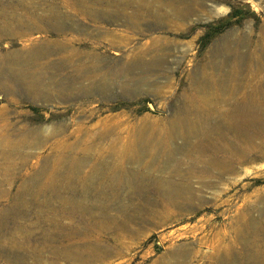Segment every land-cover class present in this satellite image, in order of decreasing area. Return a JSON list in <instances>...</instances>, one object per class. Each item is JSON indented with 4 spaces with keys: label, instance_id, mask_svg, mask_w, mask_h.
<instances>
[{
    "label": "rangeland",
    "instance_id": "1",
    "mask_svg": "<svg viewBox=\"0 0 264 264\" xmlns=\"http://www.w3.org/2000/svg\"><path fill=\"white\" fill-rule=\"evenodd\" d=\"M164 1L0 0V76L7 75L8 53L26 52L34 45L50 47L33 63L25 59L18 68L36 73L52 94L47 99L18 82L11 84L9 92L0 89L1 146L6 147L7 140L16 142L27 135L28 140L40 137L37 143L16 148L9 156L0 153V223L2 218L6 221L0 225V264L11 263L12 240L22 241L31 226L37 224L42 231L30 242L42 249L40 258L54 257L52 250L45 248L48 242L43 230L51 219L62 225L71 218L82 219L77 224L79 234L71 238L76 247H67L75 248L79 256L72 260L60 256L57 264H176L181 259L167 255L172 254L173 248L191 246L207 254L217 240L216 232L230 236V223L242 203H252L256 209L251 217L260 222L263 219L264 198L252 201L256 190L264 195V157L244 163L218 179L219 175L203 170L187 180L184 175L194 195L187 202L180 198L179 205L171 206L173 213L169 218L157 213L158 198L152 190L118 183L108 189L104 179L92 172L96 169L92 162H86L77 173L88 186L82 195L74 193L76 183L69 186L58 181L55 188L47 184L52 183L57 171L52 163H44V157L61 151L62 146L74 143V150L78 151L91 141L99 145L95 135L100 131L106 135L104 142L117 133L123 135L122 139H126L124 135L129 138L142 119L161 125L174 114L178 94L187 87L188 73L196 79V65L210 60L224 40L240 39L242 52L258 53L248 43L262 35L264 0H186L192 7L186 19L170 16ZM147 11L163 13L168 19L159 21ZM102 12L110 18L101 16ZM126 14H135L138 20L124 23ZM134 54L145 62L151 60V64L145 69L127 67ZM259 70L263 74L264 66ZM129 78L124 90L123 82ZM77 85L91 87L77 92ZM31 127L40 130L31 133ZM180 141L176 139L177 144ZM171 146L170 143L165 149ZM185 153L183 150L174 157L185 160ZM91 157L105 161L112 171L122 164L126 176L137 165L115 154L101 153L100 149L91 151ZM107 165L98 164L104 169ZM63 170L68 171L65 167ZM144 171L166 178L170 168L157 162ZM206 175L210 183L200 186L201 177ZM178 179L172 176L171 180ZM76 180L79 182L80 178ZM53 190L65 194L70 204L83 202L85 210L65 214ZM15 204L18 210L11 211L9 208ZM11 215H15L17 224L10 223ZM56 237L53 236L55 240ZM235 243L236 264H241L240 238ZM183 260V264H188V258ZM201 261L203 258H197L191 264Z\"/></svg>",
    "mask_w": 264,
    "mask_h": 264
},
{
    "label": "bare ground",
    "instance_id": "2",
    "mask_svg": "<svg viewBox=\"0 0 264 264\" xmlns=\"http://www.w3.org/2000/svg\"><path fill=\"white\" fill-rule=\"evenodd\" d=\"M98 1L107 2L109 0ZM163 5L169 7L168 14L175 19H186L192 12V7L186 0H165ZM147 12L148 15L159 21L168 19H164L163 13ZM105 15L110 18L106 12L101 13V16ZM134 20H138L137 15L126 14L124 23L129 21L135 23ZM261 33L259 38L248 43L249 48H255L258 53L255 51L252 54L242 52L239 48L240 39L224 40L221 46L215 48L210 60L198 63L195 67L198 77L192 79L188 73L187 87L178 94L177 102L179 104L174 114L164 119L161 125L159 123L155 126L146 119H142L129 138L124 135L126 139H122L123 135L117 133L109 142H104L106 135L100 131L95 135V138L99 139V145L98 142L95 144L91 141L75 151L74 143H68L61 147V151H56L51 156H45L44 163H52L57 171L56 177L51 180L52 183L47 184H52L50 187L55 188L59 184L58 181L69 186L71 183H76L73 186V191L82 195L87 191L88 186L87 182L83 180L84 177H79L77 173L86 165V162H92V168H96L92 172L104 179L108 189L118 183L119 185L135 184L136 188L146 187L152 190L158 198L156 201L157 213L164 214L169 218L173 213L171 206L179 205L180 198L187 202L194 195V190L188 184L189 182L185 181L184 175L187 180L195 177L197 171L203 170L219 175L216 176L218 179L225 173L235 172L244 163L264 157V73L261 74L259 70L264 66V28ZM231 43L233 44L231 45ZM52 48L54 49V46ZM48 49L51 48L34 45L26 52L8 53L5 58L7 77L0 76V89L9 92L11 84L15 85L18 82L30 91L41 92L47 99L52 98L50 87L44 85L40 77L36 78V73L18 68L23 66L22 63L25 59L31 60L33 63ZM257 58L259 62H255ZM150 64L151 60L145 62L134 54L127 67L140 66L145 69ZM130 80L131 78L124 80V90L127 89ZM90 87V85L83 87L77 85L75 89L77 92L86 91ZM60 93L62 94V92ZM37 129L40 130L39 127H31L29 132L32 133ZM2 134L4 133L2 132ZM227 135L237 143L229 140ZM28 136H24L16 142L7 140L6 147L0 144V153L9 156L15 152L16 148L37 143L40 138L34 136L33 139L28 140ZM176 139L181 140L179 144L176 143ZM170 143L171 149L166 150V146ZM96 149H100L101 153L115 154L120 159L135 163L137 164L136 169L126 176L124 167L119 164L118 169L112 171V167L110 169L105 161L91 157V151ZM183 150L186 151L185 160L175 159V153ZM157 162H162L170 168L168 177H156L144 171L153 168ZM98 164L107 165V169L99 167ZM64 167L68 171H64ZM172 176L179 178V181H172ZM77 178H80L79 182L76 180ZM180 178L184 180H180ZM207 179L208 175L201 177L200 186H207L210 183ZM260 193L261 191L256 190V199L254 198L255 200L252 202L264 198V195ZM53 195L60 198V205H62L61 208L64 209L65 214L73 215L77 210H85V205L81 201L70 204L66 200L68 197L65 194L61 195L55 191ZM200 197L203 199V196ZM245 204L242 203L236 208V217L230 223L232 226L230 236L228 234L219 236V232L215 233V236L218 237L215 244H212L210 253H201L199 249L191 246L184 248L178 246L173 248L172 254L167 252V255L180 258L181 260H177L176 264H183L182 260L185 258H188L186 261L188 264L196 261L197 258H203L200 264H236L237 253L233 246L235 241L240 238L243 248L241 264L248 262L264 264V209L262 210L261 207L263 219L260 222L259 219L252 218L250 214L256 207L252 203ZM190 205L192 206V204ZM9 209L15 211L18 210V207L15 204ZM5 214L4 212L3 215ZM11 216L10 223L17 224L15 215ZM5 223V219L2 218L0 225ZM81 223L82 219L80 218L79 220L71 218L67 225H62L57 219L49 220L48 225L43 229L48 242L45 248L52 250L55 255L44 258H40L42 249H39L37 244L30 242L34 240L38 232L42 231V228L38 229V224L31 226L28 236H25L22 241L12 240L13 243L10 246L14 248L9 251L12 258L10 264H57L60 256L66 260L77 258L79 253L75 248L71 250L67 247H76L71 242V238L79 234L81 229L77 224ZM53 236H57V239L55 240ZM40 248H44V246ZM1 249L3 250V248Z\"/></svg>",
    "mask_w": 264,
    "mask_h": 264
}]
</instances>
